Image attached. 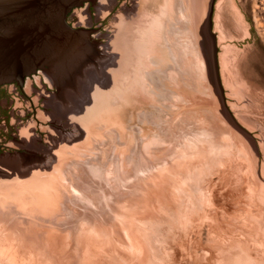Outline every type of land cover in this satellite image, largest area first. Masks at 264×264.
<instances>
[{"label":"rangeland","instance_id":"1","mask_svg":"<svg viewBox=\"0 0 264 264\" xmlns=\"http://www.w3.org/2000/svg\"><path fill=\"white\" fill-rule=\"evenodd\" d=\"M179 2L105 148L0 191V264H264V0Z\"/></svg>","mask_w":264,"mask_h":264},{"label":"water","instance_id":"2","mask_svg":"<svg viewBox=\"0 0 264 264\" xmlns=\"http://www.w3.org/2000/svg\"><path fill=\"white\" fill-rule=\"evenodd\" d=\"M166 1L0 0V85L25 79L26 94L0 89V191L49 188L46 167L93 156L121 130L142 102Z\"/></svg>","mask_w":264,"mask_h":264},{"label":"flooded vegetation","instance_id":"3","mask_svg":"<svg viewBox=\"0 0 264 264\" xmlns=\"http://www.w3.org/2000/svg\"><path fill=\"white\" fill-rule=\"evenodd\" d=\"M83 8H85L87 11L91 10V8L93 7V2L92 1H87V2H84L82 5H81ZM81 6H78V7H81ZM78 7H75V8H78ZM73 8L69 13H68V22L70 24H73V22H71L69 16L71 15L72 11L75 9ZM35 76L39 77L41 76L42 77V81L45 83V78L43 77V73L40 72V71H37L36 73L30 75L29 77L33 78V80H35ZM24 82H25V79H24ZM24 82L22 84V86L20 87L16 82H11V83H5V84H1L0 85V89L5 87V86H14L19 92H21L22 94H25L24 93V90H23V86H24ZM35 83V82H34ZM36 84V83H35ZM45 86L47 87V90L46 91H49V84L45 83ZM26 95V94H25ZM52 123V122H50Z\"/></svg>","mask_w":264,"mask_h":264},{"label":"bare ground","instance_id":"4","mask_svg":"<svg viewBox=\"0 0 264 264\" xmlns=\"http://www.w3.org/2000/svg\"><path fill=\"white\" fill-rule=\"evenodd\" d=\"M168 1V0H167ZM174 2V1H173ZM168 5H170L169 3H168ZM183 6H185V5H183V3L181 2V0H180V2L177 4V3H174L173 4V6L172 5H170V10H171V13H173V10H175L174 8H177L176 9V11L178 12V20H180V18H181V16L183 17V18H187L185 15H184V12H183ZM181 15V16H180ZM173 19V18H172ZM180 23V22H179ZM172 24V23H171ZM173 25V24H172ZM180 26V25H179ZM174 30H175V32H176V29H177V27L176 26H174ZM170 29H171V27H170ZM183 29H181V31L179 32V35L181 36V34L183 33V31H182ZM173 31V30H172ZM174 33V32H173ZM172 35V34H171ZM172 36H174V35H172ZM189 36V35H188ZM175 40H177L178 39V32H176V35H175ZM182 39V38H181ZM171 40V39H170ZM186 43V42H185ZM180 50L182 51V49L180 48ZM180 51V52H181ZM195 53H197V52H195ZM195 53H194V56H195ZM195 58L196 59H194V63L195 64H197V63H199V56L197 55V56H195ZM147 260V259H146Z\"/></svg>","mask_w":264,"mask_h":264}]
</instances>
